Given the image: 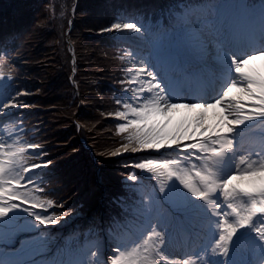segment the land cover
Instances as JSON below:
<instances>
[{"label":"snow or ice","instance_id":"1","mask_svg":"<svg viewBox=\"0 0 264 264\" xmlns=\"http://www.w3.org/2000/svg\"><path fill=\"white\" fill-rule=\"evenodd\" d=\"M97 30L117 45L103 115L121 138L72 152L119 175L102 197L36 142L20 34L0 33V264H264V0H170Z\"/></svg>","mask_w":264,"mask_h":264},{"label":"trees","instance_id":"2","mask_svg":"<svg viewBox=\"0 0 264 264\" xmlns=\"http://www.w3.org/2000/svg\"><path fill=\"white\" fill-rule=\"evenodd\" d=\"M168 3L170 0H0V33L20 34L13 53L15 71L33 93L29 98L32 107L25 112L26 125L39 130L36 142L48 146L61 172L79 173L83 192L95 189L97 197H102L121 190L118 174H100L89 167L87 153L77 156L72 152V147L91 145L98 152L121 138L115 131V118L103 115L114 109L112 93L122 79L114 59L117 45L111 34L97 29L117 13L151 15ZM78 123L85 127H77ZM139 158L135 153L124 157ZM53 186L62 191L52 198L67 196L68 188L62 183Z\"/></svg>","mask_w":264,"mask_h":264},{"label":"rangeland","instance_id":"3","mask_svg":"<svg viewBox=\"0 0 264 264\" xmlns=\"http://www.w3.org/2000/svg\"><path fill=\"white\" fill-rule=\"evenodd\" d=\"M254 62H255V64L258 63V62H259L260 64H262V65H261V69H264V59H259V60L254 61ZM70 79L73 80V77L71 76ZM211 111L218 112L219 109L216 108V109H213V110H211ZM177 118H179V116H178ZM135 154L138 155V153H135ZM244 180H246V179H241V178L238 177V178L234 181V183L239 184V185H241V186H248V182H247V183L242 182V181H244ZM70 231H71V227H69L68 231H66V232H63V231H62L61 233H59L58 236H59V237L66 236V235H68V234L70 233Z\"/></svg>","mask_w":264,"mask_h":264},{"label":"bare ground","instance_id":"4","mask_svg":"<svg viewBox=\"0 0 264 264\" xmlns=\"http://www.w3.org/2000/svg\"><path fill=\"white\" fill-rule=\"evenodd\" d=\"M253 65H254L256 68H258V66L260 65V63L258 62V63H256V64H254V62H253ZM210 111H211V110H210ZM242 182L247 183V180H244V181H242Z\"/></svg>","mask_w":264,"mask_h":264},{"label":"water","instance_id":"5","mask_svg":"<svg viewBox=\"0 0 264 264\" xmlns=\"http://www.w3.org/2000/svg\"><path fill=\"white\" fill-rule=\"evenodd\" d=\"M67 39H68V36H67Z\"/></svg>","mask_w":264,"mask_h":264}]
</instances>
